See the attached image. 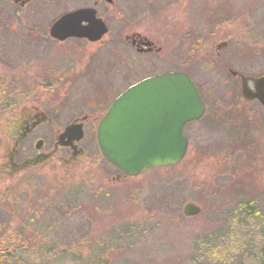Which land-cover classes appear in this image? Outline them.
I'll return each mask as SVG.
<instances>
[{"label": "rangeland", "instance_id": "374dc122", "mask_svg": "<svg viewBox=\"0 0 264 264\" xmlns=\"http://www.w3.org/2000/svg\"><path fill=\"white\" fill-rule=\"evenodd\" d=\"M260 9L264 12V3ZM183 15L181 10L175 21L151 22L149 29L163 40L172 29L184 33L194 18ZM112 44L110 38L107 45ZM109 50L112 51L90 46V72L97 80H113L124 70ZM176 51L177 48L175 64H171L166 61V52L140 56L127 50L125 74L141 80L167 72L188 73L210 92L205 95L211 110L207 118L184 130L190 147L179 164L127 181L122 177L117 182V170L103 158L94 133L86 158L68 176L49 175L27 182L0 176V232L12 229L24 233L28 263L96 264L101 255L105 259L102 264H215L221 254L219 248L227 259L231 250L239 249L245 241H254L246 234L257 230L258 219L248 220L236 210L238 202L253 199L264 211V108L234 100L236 88L223 80L220 71L201 65L187 68ZM68 60L78 62L79 58L73 56ZM67 61L64 59L65 69ZM224 112L222 127L211 129L207 122L211 113ZM70 118L63 114L57 123L63 125ZM7 127L6 116L0 114V164L5 154ZM235 128H240L245 143L253 141L258 145L259 161L251 164L237 150L235 141L241 134ZM42 130V136H50L51 129ZM229 130L232 138H227ZM50 142V138L45 139V143ZM221 153L226 154L223 161L219 159ZM233 185L244 188L239 197L231 192ZM188 203L200 207L201 212L186 217L183 208ZM60 205L64 209L59 210ZM29 216L37 219V225L30 222ZM257 241L259 237L254 242L259 248L262 243L255 244ZM252 253L249 249L246 257L250 258Z\"/></svg>", "mask_w": 264, "mask_h": 264}, {"label": "flooded vegetation", "instance_id": "af4514ba", "mask_svg": "<svg viewBox=\"0 0 264 264\" xmlns=\"http://www.w3.org/2000/svg\"><path fill=\"white\" fill-rule=\"evenodd\" d=\"M252 1L0 0V114L8 120L0 176L27 182L49 175L65 177L80 167L93 134L97 133L101 119L113 102L131 86L149 77L137 80L126 76L127 50L140 56L166 52V61L175 64L177 48L183 66L201 65L220 71L223 80L236 88L234 100L264 108L258 99L247 100L242 93L243 82L256 93V81L264 80V12L260 9L264 0ZM181 10L188 18L189 15L194 18L184 33H175L172 29L163 40L150 31L151 22L175 21ZM72 14L81 20L75 22L81 33L90 34V17L94 16L104 23L107 33L97 42H91L90 37L66 40L52 37L53 26ZM110 38L114 44L107 45ZM90 46L112 49L109 53L117 56L123 72L119 71L113 80L95 79L90 72ZM73 56L79 61L68 60ZM64 59L68 60L66 69ZM185 74L196 86L204 104L199 121L205 120L211 111L205 95L209 96L210 92ZM217 113H211L207 121L213 130L220 129L226 118V112ZM63 114L71 118L61 125L57 121ZM70 126L81 135L73 132L71 140L67 138L60 143L59 137ZM43 127L46 131L51 129L48 132L51 137L41 135ZM236 129L241 137L234 140L238 145L235 149L244 153L247 162L259 161L258 145L253 141L245 143L244 134L240 128ZM230 131L227 138L231 136ZM186 137L188 154L190 140ZM46 138H50L49 144L45 143ZM225 157V153L219 154L220 161ZM114 168L117 182L122 177L124 181L132 178ZM231 187L238 196L244 189ZM252 201L247 200V204Z\"/></svg>", "mask_w": 264, "mask_h": 264}, {"label": "water", "instance_id": "95a60500", "mask_svg": "<svg viewBox=\"0 0 264 264\" xmlns=\"http://www.w3.org/2000/svg\"><path fill=\"white\" fill-rule=\"evenodd\" d=\"M80 21L74 14L66 16L53 26L52 37H90L91 42H97L107 33L104 23L95 16L90 17V34L78 31L75 22ZM256 84L257 91L253 93L243 82V96L247 100L258 99L264 105V80H257ZM203 113L204 104L187 74L156 75L132 86L112 104L99 123L97 144L108 162L126 176L136 177L181 162L188 149L183 129L187 123L200 120ZM73 132L80 134L73 126L66 128L59 137L60 143L71 140ZM200 212L193 203L183 208L186 217Z\"/></svg>", "mask_w": 264, "mask_h": 264}, {"label": "trees", "instance_id": "16d2710c", "mask_svg": "<svg viewBox=\"0 0 264 264\" xmlns=\"http://www.w3.org/2000/svg\"><path fill=\"white\" fill-rule=\"evenodd\" d=\"M232 191L234 190L231 189V192ZM262 206L264 207V200ZM57 208L59 210L64 209L62 208V206ZM236 211L243 212L248 220L253 221L254 219H258V225L256 226L257 230L252 233L247 232L246 234L248 236V239H252L254 237V241L248 240L240 244L239 249L231 250L232 254L230 253L227 259H225V256L222 254L223 251L219 248L218 251L219 253L221 252V254L220 257L215 259V264H264V211H260V209L256 205V201H252L251 203L247 204V201L245 200L238 202ZM29 217L30 222L37 225V219L32 218L31 216ZM246 226L250 227L249 223H246ZM258 237L260 241H257L255 244H262H260L259 248H256L257 246L254 245V242ZM24 238L25 236L23 232H17L12 229H5L4 231L0 232V264H30L27 262L28 258H26L29 252L28 249H24ZM248 248L253 252L250 258L246 257L247 252L249 253ZM208 250L209 249L207 248L206 251ZM47 252L48 251H45V254H47ZM61 253L63 255H67L66 251H63ZM239 255H242L244 257L241 258L239 257ZM99 256L100 257L97 258L99 260L98 262H96V264H102V262L105 260L104 256ZM85 264H90V262H87Z\"/></svg>", "mask_w": 264, "mask_h": 264}]
</instances>
